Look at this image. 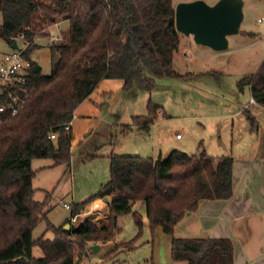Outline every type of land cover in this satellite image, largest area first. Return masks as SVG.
Returning <instances> with one entry per match:
<instances>
[{
  "label": "trees",
  "instance_id": "obj_1",
  "mask_svg": "<svg viewBox=\"0 0 264 264\" xmlns=\"http://www.w3.org/2000/svg\"><path fill=\"white\" fill-rule=\"evenodd\" d=\"M0 38L11 49L28 43L23 57L31 62L29 92L15 115L0 122V264H80L92 244L112 241L117 223L130 214L137 234L106 253L109 259L120 249H134L143 225L142 214L133 208L145 206L148 228L171 236L170 256L186 264H233V243L228 238H175L174 227L200 200H229L233 197L232 155L217 158L204 149L187 155L172 150L156 158L109 155V179L94 194L73 205L75 216L96 198H107L108 215L95 224L89 217L64 230L47 223L52 239H34V227L46 220L43 201L33 198L34 159H50L51 167L70 164L73 135L66 124L77 106L104 79L122 82V89L137 87L151 91L157 79L187 80L193 74L173 70L179 34L170 19L172 0H0ZM43 21L67 22L65 39L50 45L54 58L49 74H42L30 59L37 47L36 17ZM248 87L256 105L264 108V58L257 70L238 82ZM147 115L134 116L137 129L148 131L157 119L158 106L148 103ZM242 113L256 127L250 110ZM123 128L121 133H126ZM56 135L55 139L50 134ZM66 222H68L66 220ZM43 256L36 258L33 247ZM77 253V255H75Z\"/></svg>",
  "mask_w": 264,
  "mask_h": 264
},
{
  "label": "rangeland",
  "instance_id": "obj_2",
  "mask_svg": "<svg viewBox=\"0 0 264 264\" xmlns=\"http://www.w3.org/2000/svg\"><path fill=\"white\" fill-rule=\"evenodd\" d=\"M172 1L175 7L180 2L191 0ZM204 1L213 4L216 0ZM242 12L239 32L227 37L225 50L216 51L196 44L192 36L180 33L173 70L180 74H193L187 80L160 78L149 92L135 86L123 90L121 81L116 79H105L98 85L90 99L81 105L83 109L77 111L80 114L90 111L91 117L73 119L70 164L39 168L52 161H32L31 167L36 172L32 180L33 198L43 201L48 195L46 220L34 227V239L42 235L49 239L54 237L52 231L46 230L47 223L55 227L67 225L70 229L87 216H100L99 211H90L87 207L74 220H68L73 205L97 192L100 185L108 181L110 154L156 158L159 154L166 156L172 150L192 155L204 149L213 158L229 154L236 156L241 141L249 140L247 135L242 138L249 122L241 108L250 105L249 88L239 91L237 85L243 77L254 73L264 58V19L258 22L264 18V0H243ZM41 14L40 11L34 13L37 31L34 42L37 47L30 53V59L36 62L42 74H49L54 62L50 45L65 39L67 22L59 19L43 21ZM10 50V46L0 38V54ZM148 103L158 106L157 119L148 131L139 130L133 117L147 115ZM262 110L259 105L250 107L259 122L263 121L258 116ZM123 128H127L124 134L121 133ZM177 134L182 139L176 140ZM64 203L71 208L66 209ZM133 208L143 216L135 248H118L111 258H102L137 234V226L128 214L119 219L114 239L93 244L98 245L96 250H92L90 245L80 264H186L171 259L167 234L159 229L151 234L144 204L136 202ZM32 254L36 258L43 256L36 246Z\"/></svg>",
  "mask_w": 264,
  "mask_h": 264
},
{
  "label": "crops",
  "instance_id": "obj_3",
  "mask_svg": "<svg viewBox=\"0 0 264 264\" xmlns=\"http://www.w3.org/2000/svg\"><path fill=\"white\" fill-rule=\"evenodd\" d=\"M178 34L180 39V33ZM92 93L87 99H90ZM84 101L73 112L70 125L73 139L74 117H91L90 111L81 114L77 112L83 109L81 105ZM254 105L256 104L250 103L246 108L250 110ZM251 114L256 120V127L251 131L249 124L246 134L242 135V138L247 135L249 140L243 139L238 145L240 151L236 156L233 155V197L229 200H200L197 210L187 212L176 223L172 234L175 238H228L233 243V264H264V110L258 113L263 119L261 122L252 112ZM180 139L182 137L176 138ZM51 164L52 162L39 168H51ZM87 207L90 211L100 213L101 217L97 214L89 217L93 223L98 225L100 220L106 219L108 206L101 198L94 199L85 206ZM170 240L171 236L169 242Z\"/></svg>",
  "mask_w": 264,
  "mask_h": 264
},
{
  "label": "water",
  "instance_id": "obj_4",
  "mask_svg": "<svg viewBox=\"0 0 264 264\" xmlns=\"http://www.w3.org/2000/svg\"><path fill=\"white\" fill-rule=\"evenodd\" d=\"M243 0H216L208 4L204 0L180 2L174 7V16L170 22L175 30L185 36H192L194 42L216 51L225 50L227 37L237 34L243 20ZM17 45L13 44L12 48ZM40 67L36 65L34 72ZM107 203V198H102ZM69 226H64L68 230ZM98 245H92V250ZM87 253V252H86Z\"/></svg>",
  "mask_w": 264,
  "mask_h": 264
},
{
  "label": "built area",
  "instance_id": "obj_5",
  "mask_svg": "<svg viewBox=\"0 0 264 264\" xmlns=\"http://www.w3.org/2000/svg\"><path fill=\"white\" fill-rule=\"evenodd\" d=\"M263 19L261 17L258 22H262ZM22 37V35L19 36L16 48L0 54V122L6 115H15L22 108L29 92L28 78L31 73V62L23 57L28 43L22 42ZM250 103H254L252 98ZM70 125L71 121L66 124L65 129H70ZM55 137L54 133L50 134L51 139ZM176 138H180V135L177 134ZM63 206L66 209L71 208L65 203ZM75 216H70L68 220H74Z\"/></svg>",
  "mask_w": 264,
  "mask_h": 264
},
{
  "label": "bare ground",
  "instance_id": "obj_6",
  "mask_svg": "<svg viewBox=\"0 0 264 264\" xmlns=\"http://www.w3.org/2000/svg\"><path fill=\"white\" fill-rule=\"evenodd\" d=\"M104 202V201H103Z\"/></svg>",
  "mask_w": 264,
  "mask_h": 264
}]
</instances>
